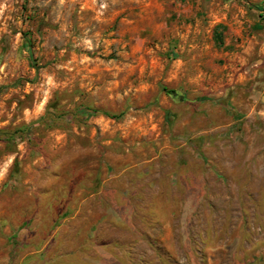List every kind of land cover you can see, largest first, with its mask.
Instances as JSON below:
<instances>
[{
  "label": "rangeland",
  "instance_id": "374dc122",
  "mask_svg": "<svg viewBox=\"0 0 264 264\" xmlns=\"http://www.w3.org/2000/svg\"><path fill=\"white\" fill-rule=\"evenodd\" d=\"M230 4L220 37L215 4L0 0V264H264V0Z\"/></svg>",
  "mask_w": 264,
  "mask_h": 264
},
{
  "label": "crops",
  "instance_id": "0c3cea01",
  "mask_svg": "<svg viewBox=\"0 0 264 264\" xmlns=\"http://www.w3.org/2000/svg\"><path fill=\"white\" fill-rule=\"evenodd\" d=\"M162 2H164L166 5L169 6H195V7H199L200 5H207V4H215L218 5L220 7V10L222 9V12H217V14L213 15L212 13V17L214 18L212 20L211 23V29L212 32L217 31V35H219L221 37V34H219L220 32L226 36L227 33L229 32V26H231V22H238L242 19V21H244L246 15H248V10L244 8V6L242 5L240 7V11L241 13L238 15H228V13H226L224 10L228 7V5H231L230 3L234 2V0H162ZM241 3V2H239ZM225 8V9H224ZM261 12V11H260ZM198 14V13H195ZM232 22V23H233ZM256 26V25H255ZM195 31H197V28L195 29ZM236 33L238 34V32H240L239 30H237V28H235ZM222 35V37H223ZM196 39H194L195 41ZM228 38H225V42L224 44H222V46L220 47V53H217L219 57L226 59L229 55H231L232 53H230V51L227 49L229 42ZM221 45V44H219ZM233 65H232V70H234V73H232L233 76V80L234 82H241L242 80H248V79H243L241 76V74H237V70L239 69V66L241 64V56L237 53L234 54V60H233ZM255 65H256V70L259 71L260 69L264 71V46H262V48H260V51L258 53V57L255 59ZM263 89L262 91H259L260 95H261V99L262 101H264V83L262 84Z\"/></svg>",
  "mask_w": 264,
  "mask_h": 264
},
{
  "label": "trees",
  "instance_id": "16d2710c",
  "mask_svg": "<svg viewBox=\"0 0 264 264\" xmlns=\"http://www.w3.org/2000/svg\"><path fill=\"white\" fill-rule=\"evenodd\" d=\"M163 90L174 100L176 101H180L182 100V96L181 95H177L174 91L172 90H167L165 88H163Z\"/></svg>",
  "mask_w": 264,
  "mask_h": 264
}]
</instances>
